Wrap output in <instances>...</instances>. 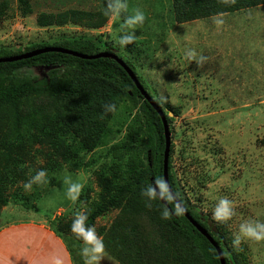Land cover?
I'll return each instance as SVG.
<instances>
[{"label": "rangeland", "instance_id": "rangeland-1", "mask_svg": "<svg viewBox=\"0 0 264 264\" xmlns=\"http://www.w3.org/2000/svg\"><path fill=\"white\" fill-rule=\"evenodd\" d=\"M155 1L165 9L159 10L162 20L152 18ZM8 2L7 13L0 19V45L13 49L86 34L108 35L116 42L119 28L135 10L150 18L135 32L134 42L146 43L144 56L136 61L137 71L148 92L165 104L173 119L171 141L180 183L198 210L218 224L225 223L228 240L234 242L242 264H264V229L258 227L264 226V4L178 22L169 14L175 0H124L127 7L122 14L109 16L105 14L109 0ZM70 9L87 10L93 16L47 27L38 23L42 14L58 15ZM102 18L106 23L93 27ZM127 104L111 122L113 130L125 123L121 136L128 133L136 113ZM103 155V150L83 152L81 160L92 165L37 173L32 179L42 183V189L25 182L10 187V193L21 192L22 186L27 194L41 193L33 201L39 209L11 201L1 209L0 229L12 221L41 224L46 220L69 244L73 264H126L121 255L141 248L129 242L133 227L126 226L128 221L114 226L124 217L122 205L108 206L84 233L75 227L69 233L56 232L57 222L80 225L87 212L99 204L110 205L109 199H102L103 185L96 174L111 164ZM36 159H28L25 167ZM36 162L39 166L45 160ZM65 212L69 214L61 220ZM136 218L144 223L146 217ZM249 228L257 231L249 234ZM151 229L146 226L147 232Z\"/></svg>", "mask_w": 264, "mask_h": 264}, {"label": "trees", "instance_id": "trees-1", "mask_svg": "<svg viewBox=\"0 0 264 264\" xmlns=\"http://www.w3.org/2000/svg\"><path fill=\"white\" fill-rule=\"evenodd\" d=\"M260 4H264V0H175L169 14H173L176 21L183 22ZM8 5V0L1 3L0 19L7 13ZM158 5L157 1L152 4L156 8L152 18L162 20L165 9ZM92 16L87 10L70 9L58 15L42 14L38 23L47 27L76 23L79 19L87 21ZM149 19L145 16V21ZM104 23L102 18L93 27H102ZM120 29L117 36L121 34ZM145 44L135 41L119 47L108 35L63 36L53 41L35 42L25 48L0 45V58L45 47H61L87 55L110 52L134 71L148 91L136 65V61L144 56ZM41 69L42 74L35 73ZM156 101L165 110V104ZM110 102L117 104V111L105 115L102 105ZM127 102L136 113L133 121L128 123V133L121 136L125 123L113 130L111 122L114 114ZM165 113L173 127V119L166 110ZM174 147L172 141L169 180L176 196L220 245L226 264H242L234 242L228 240L225 223L218 224L198 210L182 187L174 164ZM165 148L161 116L141 94L127 70L113 57L87 59L48 51L31 58L0 63V214L2 207L11 201L39 209L33 201L41 198V193L27 194L25 186L19 187L21 192L10 193V187L25 182L35 186L36 190L42 189V183L32 179L37 173H58L65 166L71 171L90 166L91 162L81 160V154L103 150L105 161L109 160L111 164L96 174L103 185L102 199H109L110 205L99 204L86 213L80 225L70 221L57 222L56 232L69 233L75 227L84 233L108 206L122 205L124 217L119 218L114 226L119 227L128 221L126 226L133 227L129 242L141 248L135 254L127 251L121 255L123 258L120 256L126 264H221L217 249L185 216L168 192L164 179ZM39 158L45 162L36 166ZM28 159L36 161L26 168ZM93 160L98 161L95 157ZM155 182L169 205L157 196ZM165 212L168 213L167 219L164 218ZM68 214L65 212L60 219ZM137 216H145L144 223ZM146 226L152 229L147 232ZM160 230L167 234L160 236ZM66 246L70 249L69 244ZM70 254H74L73 251Z\"/></svg>", "mask_w": 264, "mask_h": 264}, {"label": "crops", "instance_id": "crops-1", "mask_svg": "<svg viewBox=\"0 0 264 264\" xmlns=\"http://www.w3.org/2000/svg\"><path fill=\"white\" fill-rule=\"evenodd\" d=\"M44 221V220H43ZM45 220L12 221L0 229V264H73L62 239Z\"/></svg>", "mask_w": 264, "mask_h": 264}, {"label": "water", "instance_id": "water-1", "mask_svg": "<svg viewBox=\"0 0 264 264\" xmlns=\"http://www.w3.org/2000/svg\"><path fill=\"white\" fill-rule=\"evenodd\" d=\"M48 51H59L62 53H67L71 54L73 56H79L82 58H87V59H93L97 57H113L116 59L130 74L134 82L136 83L138 89L141 91V94L145 97V99L153 106V108L159 113L161 116V119L163 121L164 125V135H165V140H166V148L164 152V179L165 183L168 189L169 194L171 197L177 202V204L180 206L182 211L184 212L185 216L194 224L197 229H199L207 238L208 240L214 245V247L217 249L218 254L220 256L221 264H226V258L225 254L220 247V245L217 243V241L214 239V237L204 228L202 225H200L185 209V207L182 205L178 197L176 196L173 187L170 183L169 180V160H170V153H171V129L170 125L167 120V116L163 108L157 101L150 95V93L144 88L143 84L140 82L134 71L122 60L120 59L116 54L110 53V52H101L97 55H87L78 51L66 49V48H61V47H45V48H39V49H34L29 52H25L23 54H18V55H13V56H7V57H1L0 58V63L1 62H14L26 58H31L33 56H36L38 54L48 52ZM154 191L156 192L157 196L160 198V200L166 204L169 205L164 193L162 192L160 186L158 183H154Z\"/></svg>", "mask_w": 264, "mask_h": 264}, {"label": "clouds", "instance_id": "clouds-1", "mask_svg": "<svg viewBox=\"0 0 264 264\" xmlns=\"http://www.w3.org/2000/svg\"><path fill=\"white\" fill-rule=\"evenodd\" d=\"M127 7L124 0H109L107 14H117L119 15ZM236 12V11H235ZM229 13V12H227ZM145 22V14L143 11L137 9L133 14L129 15L125 23L121 26L120 35L117 39V45L119 47H126L135 40V32L138 25H142ZM103 112L105 115L109 113H115L117 111L116 103H105L102 105ZM164 110V109H163ZM165 111V110H164ZM169 115V114H168ZM171 129V128H170ZM172 133V132H171ZM172 143V141H171ZM223 203V202H222ZM164 218H168V213H164ZM264 229V226H258ZM249 234L255 233L257 230L255 228H249L246 230ZM57 235V234H56Z\"/></svg>", "mask_w": 264, "mask_h": 264}]
</instances>
